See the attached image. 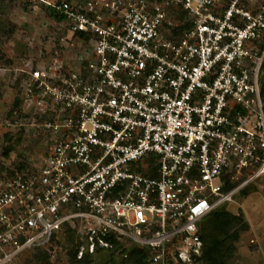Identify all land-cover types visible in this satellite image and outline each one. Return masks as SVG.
Instances as JSON below:
<instances>
[{
	"label": "built area",
	"instance_id": "built-area-1",
	"mask_svg": "<svg viewBox=\"0 0 264 264\" xmlns=\"http://www.w3.org/2000/svg\"><path fill=\"white\" fill-rule=\"evenodd\" d=\"M258 1L53 5L86 53L52 81L34 72L50 144L34 170L0 180V264L75 221L90 252L113 234L151 264H194L206 217L264 174Z\"/></svg>",
	"mask_w": 264,
	"mask_h": 264
},
{
	"label": "rangeland",
	"instance_id": "rangeland-1",
	"mask_svg": "<svg viewBox=\"0 0 264 264\" xmlns=\"http://www.w3.org/2000/svg\"><path fill=\"white\" fill-rule=\"evenodd\" d=\"M56 2L0 0V29L4 32L0 35V173L15 169L21 160L38 164L48 150L50 133L45 123L53 117V106L38 88L34 72H50L47 81H52L60 70L77 69L86 53V45L57 19ZM22 129V143L5 155L9 136L16 140ZM222 207L241 214L249 223L237 242L235 257L227 264H264V174ZM44 249H51L44 264L70 263V246L61 233ZM31 259L33 252L24 253L11 264H37L30 263Z\"/></svg>",
	"mask_w": 264,
	"mask_h": 264
},
{
	"label": "trees",
	"instance_id": "trees-1",
	"mask_svg": "<svg viewBox=\"0 0 264 264\" xmlns=\"http://www.w3.org/2000/svg\"><path fill=\"white\" fill-rule=\"evenodd\" d=\"M60 1L57 0L56 4ZM56 17L63 20V16L57 11ZM3 33V30L0 29V35ZM261 46L264 47V43ZM262 68H264V65ZM261 85L264 107V74L261 77ZM38 91V89L35 90V92ZM23 135V129L19 132L16 140L8 135L9 145L5 147V155L8 156L15 151L17 146L22 143ZM25 170H34V165L27 160H21L17 163L15 169H6V171L0 173V180L14 176L16 171L23 172ZM230 188H232V185L226 187L227 190ZM248 229L249 223L241 214L232 213L224 207L214 210L202 223L200 233L203 241L202 254L195 257L194 262H198V264H227L238 251L237 242L240 240L241 233ZM59 233L64 236L70 246L68 250L69 264H151L148 248L137 243L116 239L113 234L104 236L107 241L111 242V247L106 248L96 245L94 252H90L88 233L80 228L79 221L65 223ZM82 246H85V250L83 255L79 257ZM50 250L38 247L29 249L25 253H34V259H31L30 263L44 264L50 259Z\"/></svg>",
	"mask_w": 264,
	"mask_h": 264
}]
</instances>
